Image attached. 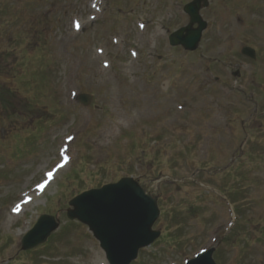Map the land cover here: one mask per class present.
Returning <instances> with one entry per match:
<instances>
[{
  "label": "rangeland",
  "instance_id": "obj_1",
  "mask_svg": "<svg viewBox=\"0 0 264 264\" xmlns=\"http://www.w3.org/2000/svg\"><path fill=\"white\" fill-rule=\"evenodd\" d=\"M189 1L0 0V264H103L67 203L123 177L160 211L130 264H264V0H208L194 52Z\"/></svg>",
  "mask_w": 264,
  "mask_h": 264
},
{
  "label": "water",
  "instance_id": "obj_2",
  "mask_svg": "<svg viewBox=\"0 0 264 264\" xmlns=\"http://www.w3.org/2000/svg\"><path fill=\"white\" fill-rule=\"evenodd\" d=\"M206 6V0H193L184 6L189 23L170 34V45L182 46L186 51L197 48L206 26L199 11ZM194 24L196 28H193ZM242 54L254 58V52L249 48H243ZM68 205L67 218L88 227L109 264H130L140 249L151 245L160 235L159 231L152 230L159 216L157 197L146 193L132 178H121L116 183L85 191L70 200ZM58 225L54 217L40 216L24 236L22 249L29 250L45 242ZM212 253L213 249H210L186 264H215Z\"/></svg>",
  "mask_w": 264,
  "mask_h": 264
},
{
  "label": "snow or ice",
  "instance_id": "obj_3",
  "mask_svg": "<svg viewBox=\"0 0 264 264\" xmlns=\"http://www.w3.org/2000/svg\"><path fill=\"white\" fill-rule=\"evenodd\" d=\"M47 175H48V176H51V175H52V173H51V172H49V173H47Z\"/></svg>",
  "mask_w": 264,
  "mask_h": 264
},
{
  "label": "bare ground",
  "instance_id": "obj_4",
  "mask_svg": "<svg viewBox=\"0 0 264 264\" xmlns=\"http://www.w3.org/2000/svg\"><path fill=\"white\" fill-rule=\"evenodd\" d=\"M105 263V261L103 260V264Z\"/></svg>",
  "mask_w": 264,
  "mask_h": 264
}]
</instances>
